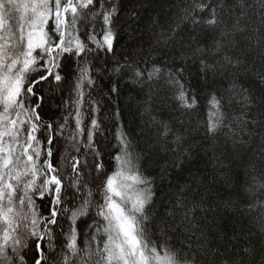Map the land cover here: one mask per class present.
<instances>
[{"label": "snow or ice", "instance_id": "1", "mask_svg": "<svg viewBox=\"0 0 264 264\" xmlns=\"http://www.w3.org/2000/svg\"><path fill=\"white\" fill-rule=\"evenodd\" d=\"M121 8L122 0H0V264H264V100L255 91L264 87V0L173 3L154 46L179 45V61L167 51L120 53L115 71H130L127 106L142 123L110 129L89 57L117 55ZM53 82L59 120L42 114L41 89ZM194 132L221 167V138L251 150L259 137L240 210L256 231L206 227L203 201L187 199L202 182L188 167ZM160 152L170 159L154 176L142 161Z\"/></svg>", "mask_w": 264, "mask_h": 264}, {"label": "trees", "instance_id": "2", "mask_svg": "<svg viewBox=\"0 0 264 264\" xmlns=\"http://www.w3.org/2000/svg\"><path fill=\"white\" fill-rule=\"evenodd\" d=\"M177 0H122V8L120 11V19L116 22V31L120 39V47L117 55L114 57H106L101 55L99 59L95 56L92 59L96 69V85L92 89L94 99L101 102L100 116L110 129L126 124L130 127H136L142 122L136 107L127 106L128 93L132 91L133 86L130 85V71L121 68L119 72L115 69L119 66L118 62H123V56L120 53H133L140 49L145 52V58L150 53L152 57L159 59L165 51L168 52L169 59L179 61L180 51L179 45H172L169 49L163 46H154L156 34L168 28L172 17L175 15L173 3ZM185 34V38H186ZM191 64V60H188ZM143 67V65H142ZM192 75L187 79L193 80L196 74L195 67L190 69ZM118 88V92H110L112 86ZM192 91H197L195 87ZM256 95L264 100V87L257 86ZM41 95L44 96L43 106L45 112L42 113L45 118L55 117L57 120L63 115V103L60 99L61 89L53 84H45L41 89ZM145 97H138L142 100ZM120 110V116L117 118L115 113ZM135 114V121H133ZM193 122L195 117L192 118ZM257 131H260L257 129ZM139 132V129H137ZM108 137L104 143L111 142L115 144L114 137L109 132L104 133ZM200 135L193 133L194 139H190L189 143L197 145L194 158L189 164V168L193 174L201 178L199 185H192V191L189 192L187 199L189 201H203L206 217L205 226L221 232L227 231L228 235L232 234L235 228L238 232L242 229L256 231L258 225H254L250 219L245 218L241 209L248 202L245 195V173L248 171L249 161L251 160L256 147L260 144L259 137H254L251 141V150L239 144L233 145L231 142L225 145L223 138L219 141L215 154L223 167L217 160L211 159L209 154H205L203 149L207 148L211 141H204ZM139 139V136H137ZM247 139V137H245ZM143 146V140H140L138 149ZM170 156L160 152V154L151 161H142V164L148 169L152 175L157 174V165L165 163ZM264 168V165H258ZM225 181H228L225 183ZM187 182V172L185 179L181 183ZM164 184L166 189L167 182ZM264 198V192L258 193ZM174 198V193L172 194ZM167 203V201H165ZM37 204L41 205V211L46 212V204L37 200ZM231 205V206H229ZM259 234H257V238ZM259 247V245H257Z\"/></svg>", "mask_w": 264, "mask_h": 264}]
</instances>
